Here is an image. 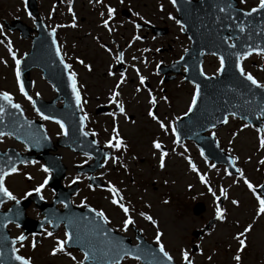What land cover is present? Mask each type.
<instances>
[{
	"label": "rangeland",
	"instance_id": "obj_1",
	"mask_svg": "<svg viewBox=\"0 0 264 264\" xmlns=\"http://www.w3.org/2000/svg\"><path fill=\"white\" fill-rule=\"evenodd\" d=\"M110 1L118 4L117 0ZM129 1L132 2V6L143 11L141 17L145 22L165 26L168 28V33L160 37L148 36L140 42L154 54L151 52L149 55L139 54L141 60L136 58L133 63L130 62L121 82H119L121 75H108L115 58L102 50L96 42L97 35L84 34L88 25L92 27L91 23H84V28L80 32H74L75 37L68 35L71 37L69 46L72 48L66 53L67 56L71 59H83L91 70L87 72L83 68L79 69V66L74 67L77 76L81 74L80 79L85 83L82 89H77L83 96L81 108L82 113L86 115L88 128L96 123L93 126L101 132L98 141L102 146H105L104 142L109 140V133L114 127L131 145L130 149L126 142V147L117 148L114 146L115 142H112L119 158L113 162L112 157L98 175L106 183L110 182L118 188L129 209L133 225L143 229L141 231L149 241L156 243V234L161 233L160 242L175 261L181 262L182 251H186L188 260L192 264H264V214L256 215L259 208L256 197L259 195L255 196L256 188L264 178V148L260 147V139L264 137V132L259 136L255 127L244 125L233 117H230L224 126L212 130L221 147L234 157L237 174H229L223 166L212 165L211 161L201 156L200 151L191 141L185 140L182 144H176L172 134V124L187 110L194 87L182 83L179 78L167 81L155 87V90H158L153 92L156 98L155 104H152L149 102L147 89L141 85L138 88V76L133 72L132 65L155 86L158 81L154 73L155 65L176 58L186 39L172 17L173 10L168 0ZM3 3L6 4V1L3 0ZM12 3L15 5L17 2L12 0L10 5ZM256 4L257 0H244L240 3L241 7L246 9ZM88 16H94L95 20H98L94 14L89 13ZM3 33L5 32L1 27L0 91L9 93L11 99L21 104L28 117L39 118L30 103L21 97L14 80L15 62L12 53L18 59L21 58L29 50V40L18 35L7 33L3 35ZM127 39L130 44L132 43V47L129 46V53L132 54V48L137 41L133 40L132 35H128L125 42ZM73 40L75 44L71 43ZM218 67L217 58L208 56L204 60L202 70L206 74H216ZM242 68L244 72L264 84L263 57L255 55L248 57L242 61ZM29 77L32 80L30 88L32 96L37 95L47 100L55 96L52 88L38 71L32 70ZM113 91L118 93L115 100L121 103L124 114L118 117L109 113L96 114V107L100 104H108L113 97L111 96ZM152 107L157 119L147 114ZM127 115L132 119L127 121L125 119ZM161 123L165 125L163 129L160 127ZM44 126L52 139L55 140L61 135L55 123L44 121ZM154 141L168 148L163 167H160V151L153 147ZM9 146L24 151V147L15 143L12 138L1 137L0 149L5 150ZM57 152L61 154L62 161L68 168L62 183L67 185L74 179L81 181L80 190L72 197L74 204L103 210L110 225L118 231L124 230L122 221L125 216L119 208L112 205L110 194L104 190L90 188L85 182L86 176L78 175L75 171V166L89 162L90 158L82 154H74L64 148L58 149ZM189 161L195 166L196 171H192ZM41 165H43L41 161H34L19 166L17 172L4 182L5 187L16 199L26 197L25 193L34 192L33 190L42 183V179L49 176V172L42 171ZM200 176H204L205 183L201 182ZM245 180L251 183L253 186L251 189L244 183ZM209 188L212 189L211 192ZM221 190L224 195H221ZM53 194L54 192L47 185L40 192L42 198L47 201H50ZM221 196H223V219L211 225L199 239L192 240L191 231L200 229L208 219L216 215L215 209ZM233 200L238 203L234 205ZM197 202L203 203L204 211L195 216L192 208ZM141 213L150 216L156 222L155 225L150 220H145ZM26 214L30 218L40 217L37 216L38 210L33 203L27 207ZM249 225H251L250 231L244 232ZM10 230L13 236L20 233L15 226ZM47 233L46 229L35 247H32L31 238L24 241L21 244L23 246H19L20 254L32 264H72L83 258L82 254L75 252H70L73 255L69 256L67 248L52 255L51 251L56 246V240L63 239V235L61 232L51 236ZM240 233H243V236H239ZM240 239L245 240L242 249H240ZM194 245L197 247L195 252L192 251ZM235 256L240 257L238 262L234 259ZM120 264L139 263L125 259Z\"/></svg>",
	"mask_w": 264,
	"mask_h": 264
},
{
	"label": "water",
	"instance_id": "obj_2",
	"mask_svg": "<svg viewBox=\"0 0 264 264\" xmlns=\"http://www.w3.org/2000/svg\"><path fill=\"white\" fill-rule=\"evenodd\" d=\"M175 4L179 8L180 22L185 26L184 32L193 41L192 49L186 55L187 59L178 63H184L189 68V74L185 77L196 85L198 92L193 110L179 124L181 125L179 138L188 137L200 143L204 139L202 133L211 126L224 122L228 112L250 122H253V118L258 113L263 116L264 112L261 110L264 109V89L257 88L240 75L236 68V60L238 56L251 51L264 52V8L260 10L259 17L247 19L248 15L236 12L232 8L233 0H201L200 3L175 0ZM201 4L207 6L208 10L202 11ZM238 25L244 27L243 31L238 30ZM227 31L229 34L225 35ZM227 37L233 38L232 47L226 44ZM235 37L237 40H234ZM53 40V35H41L40 32V35L34 39L32 54L34 56L23 68L39 66L45 72V76L52 81L60 95H63L65 102L59 109L52 107L54 102L43 103L46 105L44 111L47 114L43 110L41 113L49 114L48 116L60 120L65 125L68 145L76 150L91 153L86 148L90 139L87 135L81 134L77 103L69 85L67 70L56 54L57 48ZM200 50L204 53L217 54L224 61V67L220 69L218 77H206L200 74ZM191 56L194 57L193 60L190 59ZM0 106L4 107V111L0 113V130L6 129L14 133V136L34 150L45 152L50 148V145L44 141L41 129L35 125L32 127L25 124L20 119L19 112L6 101L0 99ZM96 157L99 159L101 156L98 154ZM61 175V172L55 171L50 185L59 193L57 200L62 201L66 206L63 212L55 215L57 217L55 223L64 222L71 237L68 243L70 246L88 252L89 258L94 261L93 264H111L114 259H120L125 253L140 258L146 264H170L158 247L152 249L143 243L137 247H129L123 239L116 237L105 228L99 218L83 216L87 210L71 209L69 195L75 189L70 187L67 192L64 191L59 185ZM260 191L264 193L262 188ZM4 199L3 194L0 193V201L3 202ZM24 207L22 203L20 210ZM41 207L49 208L45 205ZM202 210L203 206L198 204L194 212L200 213ZM15 216L13 209L3 215L0 214V264H19L13 258L10 248L12 243H6L3 234L4 225L10 220L16 221ZM19 221L17 220L18 223ZM20 224L27 229V232L34 229L28 227L27 221H20Z\"/></svg>",
	"mask_w": 264,
	"mask_h": 264
},
{
	"label": "snow or ice",
	"instance_id": "obj_3",
	"mask_svg": "<svg viewBox=\"0 0 264 264\" xmlns=\"http://www.w3.org/2000/svg\"><path fill=\"white\" fill-rule=\"evenodd\" d=\"M97 2H100V0H97ZM170 2L172 3H175V0H170ZM244 0H241V3H243ZM257 7L259 8H264V0H259V3L257 5ZM221 11H223V9H221ZM252 11H256L255 8L252 9ZM113 12H114V9H112L111 7H108V17L109 19L112 18V15H113ZM171 18V17H170ZM177 23L179 24L180 22L177 21ZM104 24V27H108V21L105 20L103 22ZM138 27V25H137ZM241 31H243V28H241ZM135 39H139V37H135ZM55 40H53V44L55 45ZM103 47V45H102ZM229 47H232V45H229ZM9 52L11 53V47L9 46ZM56 54L57 56L60 55V51L59 49L57 48V51H56ZM245 55H247V53H245ZM12 57H13V60H15V63L17 65V69H16V78H17V83L19 84L20 82V72H19V64H20V60L16 58L15 54L12 53ZM120 59V56H117V60ZM240 59L241 57H237V60H236V68L237 70L240 71L241 75L247 80V81H250L252 85L256 86L257 88H264V85L262 84H259L253 77L252 75L250 74H246L243 72V70L241 69L240 67ZM61 63H63V60H61ZM80 63H83V61H80ZM220 65H221V68L224 67V61L221 59L220 61ZM85 68H88L89 66L88 65H84ZM64 68L65 69H68L69 68V65L67 64H64ZM219 72V69L217 70ZM112 73L109 72V75H111ZM201 75H203V72H201ZM124 78V74L121 73V80H123ZM68 80H69V85L70 87L72 88V93H73V96L75 97V100H76V103L77 105H80L81 103V99H80V95L79 93L77 92V89H76V82H75V73L73 72H69V75H68ZM140 83L143 84L144 83V77H140ZM118 86V85H117ZM139 91V89H137ZM20 91L21 93L25 94V97L27 99H29V101L31 102L32 98L27 96L26 93H24V88L21 87L20 88ZM118 93L113 91L112 93V96L115 97L117 96ZM197 95H198V92L197 93H194L193 96H192V101L191 103L189 104V107H188V112H191L193 110V105L196 104L197 102ZM0 99L6 101L8 104H10L13 108L19 110L20 109V105L18 104H14L12 103V99H11V96L9 95V93L7 92H0ZM152 103H154V101H150ZM120 107V110L123 111V107L118 105ZM33 107L35 108V104H33ZM4 111V107L3 106H0V113H2ZM262 112H264V109L261 110ZM37 114L41 116L42 119H45V120H48V119H54L52 117H49L47 115H43L42 113H40L39 111H37ZM149 116H151L153 119H157V117L153 114L152 111H149L148 113ZM185 115H187V113H185ZM86 119V116H81L80 117V124H81V129H82V135H87L86 132H83V124H84V120ZM226 122V121H225ZM55 123L59 125L60 127V130H61V133L64 134V129H65V125L60 121V120H55ZM160 127L163 129L165 127V125L163 123L160 124ZM260 132H264V128H261L259 129ZM113 132L115 133L116 132V129L113 128ZM6 133L4 132H0V136H3L5 135ZM8 135H11V133H8ZM173 135H175V130L173 129ZM44 139H47V137H44ZM93 143H95V141H93ZM121 140L120 139H116V143H115V147L119 148L121 146ZM108 144L111 145L112 142L111 140L108 141ZM153 147L156 148V149H161V144L159 142H153ZM260 147L261 148H264V137H262L260 139ZM165 155L166 153L164 151H161L160 152V167H163L164 166V159H165ZM113 162H115V158L113 159ZM34 163V162H33ZM189 164L190 166L192 167V171H196V168L195 166H192L191 165V161H189ZM41 169L42 171H44L45 173H48L50 171L49 168L47 167H44L43 165H41ZM10 172L12 173H15L17 171V168L15 167V165H13L10 170ZM9 173L8 172H0V193L3 194L4 197H7L9 200H16V197L12 195V193H10L6 187L4 186V178L6 175H8ZM200 180L202 183H205V179H204V176H200ZM48 183V177L46 176L43 183H41L39 186H37L33 191H35L37 194H39L41 192V189L44 188V186ZM244 183L249 187V189H251L253 186L251 185V183H249L247 180L244 181ZM89 187H91V185H89ZM108 191L109 192H112V193H116V189L114 187H112L111 185H109L108 187ZM209 191L211 192L212 189L209 188ZM25 195H29V193H25ZM221 195H224V192L223 190H221ZM42 198V197H41ZM256 199L258 200L259 202V208H258V211L256 213L257 216L261 215V214H264V199H261L259 196L256 197ZM2 202V201H0ZM17 203H19V201H17ZM83 203V201H82ZM111 203L113 205H117L118 204V198L116 196L113 197ZM232 203L235 205L237 204L238 202L233 200ZM118 206L121 208V210L123 211L124 213V216H125V219H123L122 221V224H123V229L124 230H127L128 227L133 224V220L132 218L129 216V209L123 204V203H119ZM89 211H93V209H89ZM216 211V217L217 219H223V216H222V210L219 206L216 207L215 209ZM96 217H98L101 221H103L104 224H107L108 223V220L107 218L105 217L104 213L102 211H96L95 213ZM142 216H144V219L145 220H150L152 222L153 225H155V221L152 220V218L150 216H147L143 213H141ZM17 227H19V225H17ZM251 229V225L247 226L245 229H244V232H248L250 231ZM47 235L51 236L52 233L51 232H48ZM65 235V239L64 240H57L56 241V246L52 248V251H51V254L52 255H55L57 252H63L64 251V248H65V245H67L69 243V240L71 239V237L69 236V233L68 232H65L64 233ZM239 236H243V233H240L238 234ZM160 236H161V233L157 232L156 234V244L159 245V251L163 254V256L168 260V261H171V257L169 256V254L164 250V247L163 245L161 244L160 242ZM17 240L19 241H23L25 239L24 235H20L16 238ZM239 244H240V249H242L244 246H245V240L243 239H240L239 240ZM23 246V245H21ZM32 247H35V243L32 244ZM238 249V251L240 250ZM13 258L19 262V264H30V260L29 259H26L18 254H16V249L13 248ZM125 255H128V253H125ZM138 258V257H137ZM182 258L186 261V264H192V262L190 260H188V253L186 251H182ZM74 259V258H73ZM89 259V253L88 252H85L84 253V259L79 261L78 264H85V261ZM235 260H237V262L239 261L240 257L239 256H235L234 257ZM111 264H119V259H114Z\"/></svg>",
	"mask_w": 264,
	"mask_h": 264
},
{
	"label": "flooded vegetation",
	"instance_id": "obj_4",
	"mask_svg": "<svg viewBox=\"0 0 264 264\" xmlns=\"http://www.w3.org/2000/svg\"><path fill=\"white\" fill-rule=\"evenodd\" d=\"M47 3H44V5H46ZM122 8H123V6H121L119 14L122 13ZM43 12H44V16L49 15V8H47V7L43 8ZM84 20H85V18L81 17L80 22H83ZM115 34L116 35H125V31L120 30V32H116ZM111 35H113V34H111ZM115 53H116V56H118V55L123 56V52H122V50H120V48L119 49L117 48ZM132 232H133V230H132Z\"/></svg>",
	"mask_w": 264,
	"mask_h": 264
}]
</instances>
